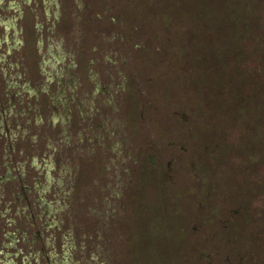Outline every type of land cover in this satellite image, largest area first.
I'll list each match as a JSON object with an SVG mask.
<instances>
[{"label":"rangeland","instance_id":"obj_1","mask_svg":"<svg viewBox=\"0 0 264 264\" xmlns=\"http://www.w3.org/2000/svg\"><path fill=\"white\" fill-rule=\"evenodd\" d=\"M0 264H264V0H0Z\"/></svg>","mask_w":264,"mask_h":264}]
</instances>
